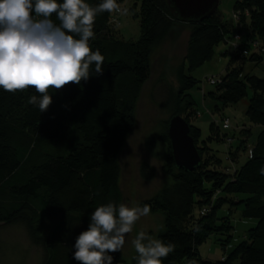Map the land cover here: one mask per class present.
<instances>
[{
	"label": "trees",
	"instance_id": "trees-1",
	"mask_svg": "<svg viewBox=\"0 0 264 264\" xmlns=\"http://www.w3.org/2000/svg\"><path fill=\"white\" fill-rule=\"evenodd\" d=\"M129 1L133 17L139 20L136 41L116 36L114 13L104 12L95 18V38L89 43L93 51L98 49L104 56L102 75L93 72L80 85L50 89L52 103L43 113L28 103L31 96L39 95L33 88L14 94L0 89V226L22 225L31 244L43 251L41 264H78L72 258L73 245L87 229L90 214L99 206L121 202L118 157L134 128L138 91L151 78L153 52L181 26L188 27L177 86L169 91L166 103L171 117L189 116L196 113L197 105L190 91L199 83L191 74L212 60L226 38L233 37V22H224L218 8L209 18L193 23L177 20L167 0ZM85 2L95 7L101 0ZM233 11H240L246 31L264 41V0H235ZM51 19L59 25L55 14ZM239 50L243 64L257 63L264 57L256 52L244 56ZM232 55L216 92L207 96L219 103L214 110H220L240 102L249 88L245 116L262 130L252 158L228 175L217 168L220 159L218 163L204 159L198 144L203 147L204 142L214 140L210 134L200 141L201 130L188 117L189 135L201 161L187 172L174 165L166 122L156 140L166 146L163 171L171 183L153 202L164 215L157 239L174 244L175 249L162 258V264H264V175L259 171L264 167V79L248 75L241 79V70L232 68ZM215 128L211 124L209 132ZM141 172L150 178L145 166ZM224 208L226 216L218 218L217 213ZM238 209L242 219L255 220L256 224L247 230L246 240L226 253L233 239L229 218ZM213 235L225 236L219 244L224 255L215 262L205 261L198 248ZM109 255L113 264H125L120 252Z\"/></svg>",
	"mask_w": 264,
	"mask_h": 264
},
{
	"label": "rangeland",
	"instance_id": "rangeland-1",
	"mask_svg": "<svg viewBox=\"0 0 264 264\" xmlns=\"http://www.w3.org/2000/svg\"><path fill=\"white\" fill-rule=\"evenodd\" d=\"M234 2L235 0H219L218 11L223 21L233 22V37L226 38L227 40L215 49L212 60L191 74L199 82L190 91L197 104L196 113H191L189 116L181 115L184 120L189 117L191 123L201 130L200 141H205L211 134L214 141L204 142L203 147L199 143L197 147L203 148V157L209 159V162L214 160L218 163L217 158L220 159L221 162L217 168L228 175H232L249 159V152H252L262 127L251 124L245 116L247 103L251 96L249 88L247 96L237 104L213 110V107L219 103L207 96L210 92H216L215 86H211L208 79L225 76L226 66L232 54L234 60L232 68L241 70V79L246 75L264 79V57L257 63L247 61L243 64L242 57L238 56L239 48L244 56L251 52L264 56V41L250 30H245L240 11H233ZM131 4L132 2L128 0L124 5H120L121 9L126 8L128 12L126 15L118 13L113 21L116 36L124 41H136L140 36L139 20L133 17L130 11ZM187 36L188 27L181 26L179 30L170 35L164 45L153 52L150 59L151 78L138 91L133 112L134 128L118 157V187L121 192L119 204L124 203L129 207L145 204L151 206L150 214L137 221L133 231L126 234L125 244L120 251L125 264H137L135 259L137 253L132 241L138 232L143 230L157 239L163 228L164 215L155 206L153 199L171 181L163 171L166 146L157 141L156 137L165 130V124L171 117L166 101L169 91H174L177 86L176 75L185 55ZM236 37H239V40ZM236 44H239L238 49H234ZM224 53L226 55H223ZM226 119L229 122L228 129L222 127ZM211 124L217 128L209 132ZM219 137L222 138L221 142H215ZM209 157L212 159L210 160ZM143 166L147 168L149 174L151 173L150 178L142 176ZM225 212L227 208L220 210L217 217L226 216ZM239 212V209L232 212L229 218L233 227V239L227 245L226 253L232 250L237 243L246 240L247 230L256 224L255 220L242 219ZM193 215L194 217L198 215L197 209ZM224 239V235L209 237L198 248L200 257L210 262L220 260L224 253L219 244ZM43 259L42 249L31 244L22 225L0 226V264H41Z\"/></svg>",
	"mask_w": 264,
	"mask_h": 264
},
{
	"label": "clouds",
	"instance_id": "clouds-1",
	"mask_svg": "<svg viewBox=\"0 0 264 264\" xmlns=\"http://www.w3.org/2000/svg\"><path fill=\"white\" fill-rule=\"evenodd\" d=\"M104 12L126 15L128 10L121 9L117 0H101L95 7L85 0H0V89L14 94L33 88L39 95L28 103L43 113L52 103L50 89L80 85L93 72L102 75L104 56L93 51L89 41L95 38V18ZM53 14L59 25L52 21ZM259 171L264 175V167ZM150 211L148 204L97 207L87 229L75 239L72 258L78 264H113L109 253L122 250L126 234ZM132 244L137 264H162L175 249L143 230Z\"/></svg>",
	"mask_w": 264,
	"mask_h": 264
},
{
	"label": "water",
	"instance_id": "water-1",
	"mask_svg": "<svg viewBox=\"0 0 264 264\" xmlns=\"http://www.w3.org/2000/svg\"><path fill=\"white\" fill-rule=\"evenodd\" d=\"M172 15L181 22H201L212 16L219 0H167ZM166 133L174 165L177 169L192 172L200 165V156L189 135V125L179 115L171 117Z\"/></svg>",
	"mask_w": 264,
	"mask_h": 264
},
{
	"label": "built area",
	"instance_id": "built-area-1",
	"mask_svg": "<svg viewBox=\"0 0 264 264\" xmlns=\"http://www.w3.org/2000/svg\"><path fill=\"white\" fill-rule=\"evenodd\" d=\"M117 14H118V13L114 14V18H115V16H117ZM113 21H114V19H112V22H113ZM237 47H238V44H236V45L234 46V49H237ZM244 54H246V52H244ZM208 83H209L211 86H218V85H220V83H221V79H220L219 77H216V78H210V79H208ZM222 127H223L224 129H228V128H229V122H228L227 119H226L225 121H223ZM203 212H205V210H203ZM203 212H202V214H203Z\"/></svg>",
	"mask_w": 264,
	"mask_h": 264
},
{
	"label": "crops",
	"instance_id": "crops-1",
	"mask_svg": "<svg viewBox=\"0 0 264 264\" xmlns=\"http://www.w3.org/2000/svg\"><path fill=\"white\" fill-rule=\"evenodd\" d=\"M215 107V106H214ZM214 107H213V110H214Z\"/></svg>",
	"mask_w": 264,
	"mask_h": 264
}]
</instances>
